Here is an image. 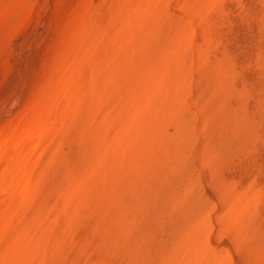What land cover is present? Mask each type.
Returning <instances> with one entry per match:
<instances>
[{"label": "rangeland", "instance_id": "374dc122", "mask_svg": "<svg viewBox=\"0 0 264 264\" xmlns=\"http://www.w3.org/2000/svg\"><path fill=\"white\" fill-rule=\"evenodd\" d=\"M0 264H264V0H0Z\"/></svg>", "mask_w": 264, "mask_h": 264}]
</instances>
